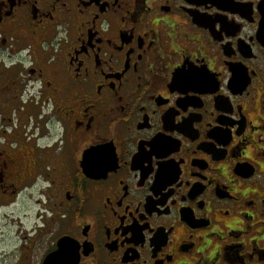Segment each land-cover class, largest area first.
Wrapping results in <instances>:
<instances>
[{
	"label": "flooded vegetation",
	"instance_id": "1",
	"mask_svg": "<svg viewBox=\"0 0 264 264\" xmlns=\"http://www.w3.org/2000/svg\"><path fill=\"white\" fill-rule=\"evenodd\" d=\"M38 264H264V0H0V211Z\"/></svg>",
	"mask_w": 264,
	"mask_h": 264
},
{
	"label": "rangeland",
	"instance_id": "2",
	"mask_svg": "<svg viewBox=\"0 0 264 264\" xmlns=\"http://www.w3.org/2000/svg\"><path fill=\"white\" fill-rule=\"evenodd\" d=\"M22 222L18 218L15 207L0 211V264H38L37 259L33 261L30 257L23 255L18 244L19 229L32 227L34 214L23 213Z\"/></svg>",
	"mask_w": 264,
	"mask_h": 264
},
{
	"label": "water",
	"instance_id": "3",
	"mask_svg": "<svg viewBox=\"0 0 264 264\" xmlns=\"http://www.w3.org/2000/svg\"><path fill=\"white\" fill-rule=\"evenodd\" d=\"M44 264H48V260H46Z\"/></svg>",
	"mask_w": 264,
	"mask_h": 264
}]
</instances>
